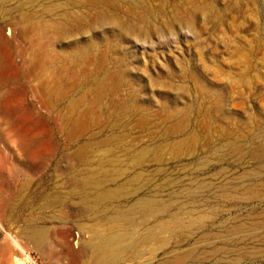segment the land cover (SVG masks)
<instances>
[{
    "label": "rangeland",
    "instance_id": "374dc122",
    "mask_svg": "<svg viewBox=\"0 0 264 264\" xmlns=\"http://www.w3.org/2000/svg\"><path fill=\"white\" fill-rule=\"evenodd\" d=\"M17 259L264 264V0H0Z\"/></svg>",
    "mask_w": 264,
    "mask_h": 264
},
{
    "label": "bare ground",
    "instance_id": "6f19581e",
    "mask_svg": "<svg viewBox=\"0 0 264 264\" xmlns=\"http://www.w3.org/2000/svg\"><path fill=\"white\" fill-rule=\"evenodd\" d=\"M51 61V60H50ZM51 64V63H50ZM11 134H13V137L15 138V142L22 148V149H26L30 146L31 142H32V138L25 136V134L20 133L16 128L12 129ZM145 152V151H143ZM144 154H140V156L137 154L138 159H141ZM98 185V182H93V185ZM111 241V240H110ZM9 253V251H8ZM12 253V252H11ZM12 255V254H11ZM22 258V256H21ZM24 261V260H23ZM22 261V259H17L15 262L16 264H24ZM28 262V261H27Z\"/></svg>",
    "mask_w": 264,
    "mask_h": 264
}]
</instances>
